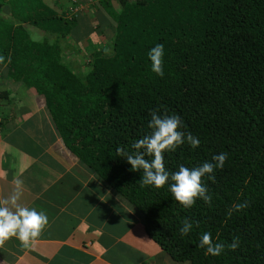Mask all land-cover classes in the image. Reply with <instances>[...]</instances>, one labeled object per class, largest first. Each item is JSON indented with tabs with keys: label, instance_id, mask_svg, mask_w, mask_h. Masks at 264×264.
<instances>
[{
	"label": "trees",
	"instance_id": "16d2710c",
	"mask_svg": "<svg viewBox=\"0 0 264 264\" xmlns=\"http://www.w3.org/2000/svg\"><path fill=\"white\" fill-rule=\"evenodd\" d=\"M0 1L7 75L43 96L64 144L139 212L164 252L188 264H264V0H119V8L74 0L82 8L71 14V5L58 11L45 0ZM81 13L90 14L88 32L110 33V50L93 45L84 70L66 61L63 44ZM31 26L43 34L33 36ZM157 44L165 50L162 78L148 57ZM154 110L178 115L181 130L201 141L165 153L169 172L228 154L215 180L204 178L211 206L197 200L184 209L168 185L142 186V172L117 156L150 133ZM243 201L249 206L229 217ZM185 219L193 229L181 236ZM204 232L225 244L220 256L199 247Z\"/></svg>",
	"mask_w": 264,
	"mask_h": 264
},
{
	"label": "crops",
	"instance_id": "0c3cea01",
	"mask_svg": "<svg viewBox=\"0 0 264 264\" xmlns=\"http://www.w3.org/2000/svg\"><path fill=\"white\" fill-rule=\"evenodd\" d=\"M45 2L58 11L66 6V0ZM29 30L43 34L35 26ZM86 32L80 29L79 38L70 35L63 43L75 69L92 52L90 40L106 49L104 33L90 38L94 31ZM0 92V197L10 195L13 180L20 179V203L49 220L32 247L23 248L16 238L7 241L0 264H188L172 259L147 235L139 212L64 144L43 96L7 75L4 64Z\"/></svg>",
	"mask_w": 264,
	"mask_h": 264
},
{
	"label": "clouds",
	"instance_id": "9594fccd",
	"mask_svg": "<svg viewBox=\"0 0 264 264\" xmlns=\"http://www.w3.org/2000/svg\"><path fill=\"white\" fill-rule=\"evenodd\" d=\"M107 49L105 52L107 53ZM163 44H157L148 52L151 70L161 78L164 76ZM4 57L0 56V64ZM150 133L133 143L134 152L126 151L123 147L116 149L117 156L125 158L131 165L132 171H141L142 186H153L157 189L169 186L175 200L184 208L191 209L197 200H203L212 205V196L204 183V178L215 180V171L223 169L228 158L227 153L214 155L211 161H205L193 168L179 166L175 172H169L165 165V153L174 152L177 148L189 144L193 149L200 146L201 141L191 133L182 131V121L178 115L161 114L159 110L151 112L148 125ZM171 181V183H170ZM14 189L7 197H0V248H4L7 241L16 238L25 249L35 245L49 224L48 216L35 208H29L20 203L23 196V181L13 180ZM119 199V197H118ZM243 201L233 204L228 211L230 217L233 212H240L248 207ZM193 229V223L185 219L180 228V235L187 236ZM199 247L205 249V255L220 256L225 251V244L213 239L210 232L201 234ZM235 250L239 247V238L227 246Z\"/></svg>",
	"mask_w": 264,
	"mask_h": 264
},
{
	"label": "rangeland",
	"instance_id": "374dc122",
	"mask_svg": "<svg viewBox=\"0 0 264 264\" xmlns=\"http://www.w3.org/2000/svg\"><path fill=\"white\" fill-rule=\"evenodd\" d=\"M65 1V0H64ZM91 1H93V0H83V2H85V3H88L91 7H93V8H95L94 6H99L100 5V0H94V3H91ZM74 2V0H66V6H69V5H71L72 6V3ZM79 2H81V1H79ZM109 2H110V5H111V7H114V8H119V6H120V2H119V0H109ZM84 3V4H85ZM96 4V5H95ZM3 5V6H2ZM2 6V7H1ZM65 6V7H66ZM0 7L2 8L1 9V11L2 12H4V3H2L1 1H0ZM84 11V10H83ZM85 12V11H84ZM88 16H90V14H88V15H85V14H80V16H79V19H78V21H79V24L75 27V29H74V32H75V34H74V32H73V35H78V33H79V30L81 29V32H84L85 30H86V28L88 29L89 27L90 28H92L91 27V20L89 19V17ZM87 19V21H88V23H87V25H85V20ZM83 21V22H82ZM94 31V30H93ZM87 33H89V32H87ZM93 34V35H92ZM107 35H105V36H107V41L108 40H110V36H109V34L108 33H106ZM94 35H96V32H92V33H90V38H91V36H94ZM109 36V37H108ZM90 40V39H89ZM90 42H91V44H93V45H95V42L93 41H91L90 40ZM105 46H106V49L108 50H110V45L106 42V44H105ZM108 50V51H109ZM84 58V56L83 57H80L79 59H83ZM80 60V61H81ZM79 61V62H80ZM82 62V61H81ZM85 66H86V64H85V62H83V63H80V66H79V68L80 69H82V70H84V68H85ZM188 263V262H187Z\"/></svg>",
	"mask_w": 264,
	"mask_h": 264
},
{
	"label": "built area",
	"instance_id": "2783aa9c",
	"mask_svg": "<svg viewBox=\"0 0 264 264\" xmlns=\"http://www.w3.org/2000/svg\"><path fill=\"white\" fill-rule=\"evenodd\" d=\"M82 8V4L81 3H79V4H75V5H73L72 7H70V9H69V13L71 14V13H74V12H76L78 9H81Z\"/></svg>",
	"mask_w": 264,
	"mask_h": 264
}]
</instances>
